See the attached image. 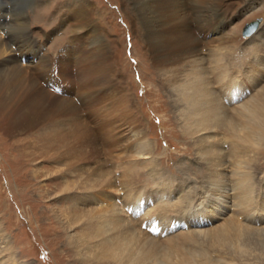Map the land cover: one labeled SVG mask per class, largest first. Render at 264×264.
Returning a JSON list of instances; mask_svg holds the SVG:
<instances>
[{
    "label": "rangeland",
    "instance_id": "1",
    "mask_svg": "<svg viewBox=\"0 0 264 264\" xmlns=\"http://www.w3.org/2000/svg\"><path fill=\"white\" fill-rule=\"evenodd\" d=\"M82 2L83 10L80 0H0L4 16L0 19L7 31L18 32L26 20L14 40L28 38V45H20L28 49L20 62L27 76L39 74L41 87L36 94L42 98L36 102L40 112L34 111L38 119L0 121V264H82L77 251L84 241L76 236L73 244L70 237V233L81 235L80 225L67 224L64 211L77 202L98 207L111 197L125 221L157 237L163 249L157 254L160 264L181 262L185 253V259L199 262L201 251L220 263L216 239L204 234L217 223L209 213L214 214L215 207L177 215L170 220L171 227L164 221L180 205L189 203L201 184H207L210 172L198 143L206 146L213 139L197 140L188 133L174 88L195 64H213L207 55L216 52L231 71L235 69L232 75L240 71L237 74L244 78L245 72L255 71L262 85L264 0H156L155 7L154 0ZM257 17L263 18L256 32L261 39L249 43L251 38L242 29ZM12 45V52H19ZM37 46L36 55L33 48ZM39 61L48 69L39 68ZM254 87L250 84L247 93L254 94ZM21 98L19 90L10 94L5 114ZM121 111H129L130 119L121 116ZM105 121L109 123L104 125ZM226 144L220 145V154L237 167V155L225 149ZM248 146L252 162L242 159L254 172L253 196L260 205L264 202V193L261 198L259 194L264 192V144ZM146 150H152V158ZM105 169L113 174L105 177L102 186L94 180V187L93 177ZM126 172L133 177L134 189H143L135 209L123 188ZM90 188L93 199L87 202L84 198ZM171 188L177 192L169 198L176 205L174 211L159 212L154 196ZM183 193L187 199L176 202ZM257 215L247 221L245 214H239L257 229L250 234L248 245L233 242L224 247L232 252L225 254L233 257L229 264H264V220L257 223ZM169 238L174 239V246L169 245ZM233 247L242 250L240 254ZM168 248L171 255L165 253ZM91 260L90 264L102 263Z\"/></svg>",
    "mask_w": 264,
    "mask_h": 264
},
{
    "label": "bare ground",
    "instance_id": "2",
    "mask_svg": "<svg viewBox=\"0 0 264 264\" xmlns=\"http://www.w3.org/2000/svg\"><path fill=\"white\" fill-rule=\"evenodd\" d=\"M155 3L156 0L153 2V7H155ZM79 5L82 6L83 10L84 4L82 0H80ZM132 6V8L135 9V6ZM1 16L4 17L0 14V17ZM262 21L251 35H246V37L250 36L251 38L249 43L254 42L255 39H261V37H258L260 34L256 35V32H258L257 30ZM25 23L26 20L24 21L23 26ZM22 27L20 29H22ZM20 29L18 32L13 29L7 31L5 21L0 19V121L3 119L4 123L8 119L16 122L23 121L22 119L24 118L28 120L30 118L29 116H36L35 118L38 119L39 117H37L38 115L36 113H39L41 110L40 108H37L36 103L37 98L42 101V98L37 97L36 94V88L41 87L37 83L39 74H29V76H27L28 71L26 70L25 65L22 64L24 62H20L23 59L21 57L28 51L26 48L27 46L20 45L27 44L28 38L24 42L22 41V38H16V40H21L18 42L14 40L15 35L20 33ZM18 35L20 36V34ZM11 40L13 42H11ZM12 44H16L14 50H18L19 52H12ZM254 44L259 46V43L257 42ZM33 51V53H36L37 55L39 47L37 49L33 48ZM207 56L210 60H213L214 63H210L208 67H205L202 63L195 64L196 66L191 72H189V70L186 71L184 77L181 78V81L179 83L176 82V85L174 84V94L180 104V110L183 112L184 125L188 133L196 136L197 140H203V138L207 136L213 137L209 144L207 141L206 146L200 143H198L200 146L197 144L198 152L205 160L204 163L206 164L207 169H209L210 177L208 178L206 185H200L201 188L198 192H196V194H194L196 196L192 198L189 203L180 205L179 210L171 214L172 217L169 213L174 211L173 208L176 205L172 204L173 202L169 198L172 197L173 193H177L176 190H174L175 188L168 189L167 191L164 190L162 193H156L154 197L157 199V205L160 207V209L158 208V211L160 210L159 212L170 210L168 215L171 218L164 220L165 224L170 227L174 226V223L170 220L175 218L177 215H184L193 210H195L194 214H196L209 205L210 209L215 207L214 214L213 212L209 213L212 214L210 218L213 221H217V223L214 227L206 229L207 231H204V234L205 236L209 235L207 237L208 239L212 238L211 240L213 241L216 239L214 246L217 247L215 250L218 251V260L220 263H215L211 259V255L207 254L209 252L206 251V253L201 251L198 254V259H200L199 262L185 259L184 257L187 255L185 253L184 255H181V259L179 258L181 262H172V260H170L169 264L233 263V257L230 256L232 252L225 250L224 247L233 242L240 246L248 245L250 238H252L250 237V234L253 229L257 228H253L255 226L249 224L247 221L249 219H253L257 214V223L264 220V202L257 205L258 203H255L256 197L253 196L255 195L252 183L254 172L252 171V168L249 167L242 159L244 158L248 162H252L251 149H249L248 143H253L256 148L264 144V83L261 85V75L259 77V74L255 73V71L253 72L249 70L245 72L244 78L240 74H237L240 71H236L237 73L232 75V73L235 72V69H232L234 72L231 71L228 63H223L224 57L218 52L215 54L210 53ZM202 58L204 57H201V59ZM209 59L206 58L205 60ZM40 61L43 64H46L44 61ZM40 61L39 64H42ZM43 64L42 67L40 66L39 68H43L44 71L48 68ZM23 72L26 73L25 76L22 77V80H19L17 81L18 83H16L15 80H17L18 76H21V73ZM175 81H177V79ZM250 84L255 86L254 89L256 92L254 94L247 93V88ZM22 87L24 90L23 92L21 91L22 89H20ZM18 90L22 94L21 100L14 103L13 107L9 108V112L5 114L7 109L6 102H8L7 97L12 93L15 94ZM222 90L225 92L222 96H220L219 92ZM35 110L36 113L34 112ZM31 111L35 114L31 113ZM128 112L121 111V116L125 115L129 118ZM130 117L132 118L133 116L130 114ZM107 123L109 122L105 121L104 125ZM130 131L132 136H134L135 131L133 132L132 129H130ZM42 135L44 136L45 134ZM216 137H219V140H216ZM225 144L227 145L225 149L230 151L232 154L237 155V167L231 165L228 161L223 160L222 156L224 155L220 154L222 150L220 145L224 147ZM145 152L150 156V158H152V150H146ZM143 154L145 155V153ZM75 156L77 158H83L82 155L77 153ZM102 172L103 173L99 172L97 177H93V181L91 183L94 187V180L98 182L100 181V185L102 186L103 181H105V177L107 179L113 174L111 169H105ZM217 176L218 178H215ZM124 177L126 178L123 188L127 194V202L131 203L134 207L133 209H135L138 202H140V198L143 196L141 194L143 189H138V187H135L136 189H134L131 185L133 183V177L130 172H126ZM215 179L218 180V183L216 185L213 183L214 185H212V182ZM92 190L94 189H88V193L90 192V195H85V201L90 202V200L93 199V195L91 194ZM263 193L264 192L259 193L260 198ZM178 195L179 198L176 196V202L187 199L184 198V193L183 195ZM106 201L107 202L101 203L98 207L93 205H86L84 207L77 202V205H73V207L71 206L69 210L64 211L65 218L67 219L66 223L70 226H74L73 228L80 225L82 231L81 235H74L73 233H70L73 244L76 241L74 238L76 236L77 240L81 242L84 241L79 244L80 246L76 244V246L80 247L77 251V259L82 262V264H90L92 262V258L96 262H102L98 264H160L158 256L160 251L163 249H161L158 245V241H156L157 237L154 238L152 233L139 231L136 226L134 227V224L125 221L124 216L119 211L117 203L112 197L108 198ZM202 203L205 206H201ZM229 207L230 209L233 208V210L229 211L231 214L227 217L229 212H226V210L229 209ZM139 208L140 207L137 208L138 213L140 212ZM239 214H245L246 216L244 217L247 218V221L243 222L239 218ZM218 219H220V221H218ZM81 220H83V222H80ZM135 220L137 221L138 219ZM201 230L202 228L197 229L196 231ZM154 231L156 230L154 229ZM199 234H201V232H199ZM168 242L170 246L175 245L174 239L172 238H169ZM81 245H85L86 247ZM87 248H89L90 251ZM232 250L237 254H240L242 251L234 247ZM165 253L171 255L169 248L165 250ZM226 253L230 254L229 257L225 256ZM229 259L230 262H228Z\"/></svg>",
    "mask_w": 264,
    "mask_h": 264
},
{
    "label": "water",
    "instance_id": "3",
    "mask_svg": "<svg viewBox=\"0 0 264 264\" xmlns=\"http://www.w3.org/2000/svg\"><path fill=\"white\" fill-rule=\"evenodd\" d=\"M261 20H262L261 17H257L255 19H252L246 22L245 25L243 26L242 34L244 36L251 35L256 30Z\"/></svg>",
    "mask_w": 264,
    "mask_h": 264
}]
</instances>
